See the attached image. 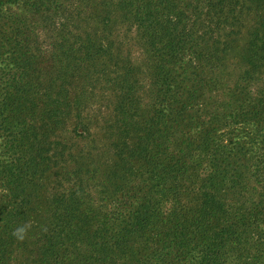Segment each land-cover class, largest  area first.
I'll use <instances>...</instances> for the list:
<instances>
[{"label":"trees","instance_id":"16d2710c","mask_svg":"<svg viewBox=\"0 0 264 264\" xmlns=\"http://www.w3.org/2000/svg\"><path fill=\"white\" fill-rule=\"evenodd\" d=\"M0 264H264V0H0Z\"/></svg>","mask_w":264,"mask_h":264},{"label":"rangeland","instance_id":"374dc122","mask_svg":"<svg viewBox=\"0 0 264 264\" xmlns=\"http://www.w3.org/2000/svg\"><path fill=\"white\" fill-rule=\"evenodd\" d=\"M247 19L248 20L245 23V26H248L244 30V34L236 43V48H234V50L230 52L231 61L233 65L237 67L238 62L242 64L245 63V61H243L242 59L246 50L249 48V44L247 43L250 41V39H252L253 36V32L251 33V29L253 30L257 26V24L255 25L256 21L252 20L251 17H248ZM242 64H240V66H242ZM113 94L114 90L111 87L105 90V94H103V90H101L100 87L92 95L90 94L92 97L91 104H88L89 109L86 113H84V115L89 120L93 118V120L90 121L89 125L92 135L89 136L88 139L82 138L75 134V126L77 123L76 119H70L68 121V128H66L65 132L63 133V140L69 146H71L70 150L74 154H76V156H78L77 160L80 162V164L97 165L100 167V173L97 176L99 178L105 171L106 165H111L115 162V151L113 149V146H110L113 138L107 139V134H105L104 131L100 129L101 126H104L105 129H108L106 125L108 124L109 126L110 123H113L115 121V114L113 113L112 108L114 107L115 103L113 102V100H115L116 98L113 96ZM80 132H83V129L80 130ZM93 139L94 141L91 142V140ZM67 150H69L68 147ZM90 162L92 163L90 164ZM80 164L78 163L76 165ZM71 165L75 164L71 163ZM45 199H47L46 195Z\"/></svg>","mask_w":264,"mask_h":264},{"label":"clouds","instance_id":"9594fccd","mask_svg":"<svg viewBox=\"0 0 264 264\" xmlns=\"http://www.w3.org/2000/svg\"><path fill=\"white\" fill-rule=\"evenodd\" d=\"M29 227H30V225L20 226V227L15 229L13 234L15 236H17L18 239L23 240L26 237V234H27Z\"/></svg>","mask_w":264,"mask_h":264}]
</instances>
